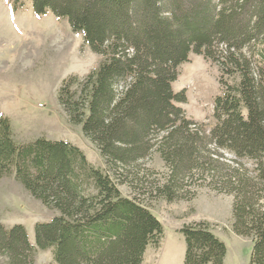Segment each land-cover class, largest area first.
I'll use <instances>...</instances> for the list:
<instances>
[{"label": "trees", "instance_id": "trees-1", "mask_svg": "<svg viewBox=\"0 0 264 264\" xmlns=\"http://www.w3.org/2000/svg\"><path fill=\"white\" fill-rule=\"evenodd\" d=\"M26 1L10 0L11 11ZM29 3L36 16L65 20L102 58L82 79L64 80L57 101L105 168L62 141L18 145L0 117V178L13 177L57 212L35 225L34 246L21 225L0 224V264H33L35 249L51 250V264H142L162 226L140 196L123 197L118 187H143L132 180L151 153L171 170L157 190L166 201L182 199L193 175H207L215 192L232 196V231L253 239L250 262L264 264V0ZM190 54L219 71L208 133L186 118L184 92L171 88ZM181 233L183 264H223L225 245L203 224Z\"/></svg>", "mask_w": 264, "mask_h": 264}, {"label": "rangeland", "instance_id": "rangeland-1", "mask_svg": "<svg viewBox=\"0 0 264 264\" xmlns=\"http://www.w3.org/2000/svg\"><path fill=\"white\" fill-rule=\"evenodd\" d=\"M101 60L65 20L49 13L36 16L29 0L13 13L10 0H0V117L7 119L13 141L25 145L43 138L69 143L79 148L89 163L104 169L97 149L83 136L80 126L68 122L57 101L64 80L82 79ZM177 72L171 88L174 93L184 92L185 103L180 107L187 119L208 133L213 125V99L219 94L218 68L190 54ZM242 162L250 168L249 163ZM137 167L132 185L141 179L143 187L133 189L124 184L118 187L120 193L127 198L140 196L136 198L163 230L158 243L145 250L142 264H183L185 242L181 230L197 224H203L224 243L223 264H251L253 239L232 231V196L215 192L207 175H203V181L193 175L191 183H182L183 198L168 202L157 190H162L171 170L159 155L151 153ZM127 175L130 179L132 174ZM54 215L56 211L33 199L13 177L0 178V224L4 228L21 225L34 246L35 225L49 222ZM51 263V250L35 249L33 264Z\"/></svg>", "mask_w": 264, "mask_h": 264}]
</instances>
